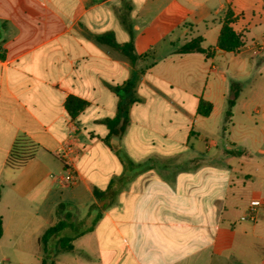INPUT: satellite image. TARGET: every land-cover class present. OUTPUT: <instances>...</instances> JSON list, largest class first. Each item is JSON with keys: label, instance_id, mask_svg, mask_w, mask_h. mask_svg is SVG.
<instances>
[{"label": "crops", "instance_id": "obj_1", "mask_svg": "<svg viewBox=\"0 0 264 264\" xmlns=\"http://www.w3.org/2000/svg\"><path fill=\"white\" fill-rule=\"evenodd\" d=\"M228 8L236 53L216 46ZM195 37L211 56L176 52ZM130 42L154 59L133 65ZM259 42L264 0H0V264H42L59 204L101 217L55 264H264ZM70 96L88 102L75 117ZM125 98L129 124L106 141ZM22 142L32 157L12 167Z\"/></svg>", "mask_w": 264, "mask_h": 264}, {"label": "trees", "instance_id": "obj_2", "mask_svg": "<svg viewBox=\"0 0 264 264\" xmlns=\"http://www.w3.org/2000/svg\"><path fill=\"white\" fill-rule=\"evenodd\" d=\"M235 21L236 17L233 10L228 8L223 19L222 28L216 45L217 48L236 53L242 46H244V36L235 31L232 26ZM201 43V37L192 38L178 47L176 52L180 54L201 52L205 53L207 56H211L213 54V50L211 48L202 47ZM123 49L130 57L133 65H135L139 59L151 57L149 52L144 55H136L132 42L127 43ZM151 58L154 59V57ZM147 67H149V65H147ZM134 83L133 79H130V81L126 83V85L130 88L126 91V93L134 88ZM236 95L237 94L235 92L234 96ZM129 103L130 101L128 98L123 99L116 116L106 120V124L109 128V135L106 141L111 137H121L124 134L126 127L129 124ZM233 103L234 100H230V106H232ZM87 104V101L74 96L67 98L65 103L66 108L72 117L79 114L87 106ZM211 111L212 104L201 100L198 107V113L200 115L207 116ZM29 147L30 146L25 142L16 143L11 155L9 156L8 163L12 167H19L23 165L29 158L32 157V153L30 151L31 148ZM95 194L97 197L102 195L97 191ZM56 214L58 217L57 222L53 226L46 229L40 238L43 251L42 264H55L54 258L58 253L74 250L73 241L85 233L92 231L101 217V213L97 210V205L95 204L90 207L86 217L81 220H75L72 211L67 209L64 204H59L57 206ZM2 234L3 226L2 219L0 217V238L2 237Z\"/></svg>", "mask_w": 264, "mask_h": 264}, {"label": "built area", "instance_id": "obj_3", "mask_svg": "<svg viewBox=\"0 0 264 264\" xmlns=\"http://www.w3.org/2000/svg\"><path fill=\"white\" fill-rule=\"evenodd\" d=\"M263 46H264V42L254 43L251 46V50L253 53H259L261 51V49L263 48ZM67 150L68 149L63 150L60 153L61 157L64 159L66 158ZM74 179H75V173L71 169L67 168V174L64 177V181L65 182H72V181H74ZM261 204L262 203L259 199H253L250 202V205L248 208V219L254 220L256 218L258 209L261 206Z\"/></svg>", "mask_w": 264, "mask_h": 264}, {"label": "rangeland", "instance_id": "obj_4", "mask_svg": "<svg viewBox=\"0 0 264 264\" xmlns=\"http://www.w3.org/2000/svg\"><path fill=\"white\" fill-rule=\"evenodd\" d=\"M149 54H151V52L149 53ZM261 90V93L264 95V82H263V85H262V87L260 88ZM61 259V258H60Z\"/></svg>", "mask_w": 264, "mask_h": 264}]
</instances>
